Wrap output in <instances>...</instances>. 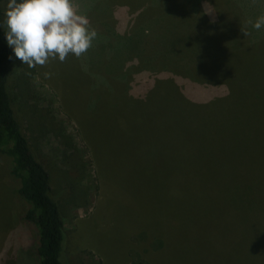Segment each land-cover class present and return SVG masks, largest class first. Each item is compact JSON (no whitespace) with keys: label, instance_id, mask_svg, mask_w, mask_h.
<instances>
[{"label":"rangeland","instance_id":"1","mask_svg":"<svg viewBox=\"0 0 264 264\" xmlns=\"http://www.w3.org/2000/svg\"><path fill=\"white\" fill-rule=\"evenodd\" d=\"M72 3L97 32L92 46L34 68L12 49L9 83L51 178L67 264H252L264 118L249 65L264 79V26L248 21L264 0ZM10 169L0 159V264H38Z\"/></svg>","mask_w":264,"mask_h":264},{"label":"trees","instance_id":"2","mask_svg":"<svg viewBox=\"0 0 264 264\" xmlns=\"http://www.w3.org/2000/svg\"><path fill=\"white\" fill-rule=\"evenodd\" d=\"M4 1L0 0V25L3 24L1 5ZM253 50L257 55L254 47ZM257 56L255 58L257 62L258 58L261 60L264 57ZM12 64V48L8 46L4 28L0 27V159H7L11 165L9 178L15 188L8 187L9 196L22 201L26 209L21 219L36 230L37 242L32 251L38 259V264H67L65 260L66 229L59 204L53 197L51 178L44 165L32 151L29 140L24 135L13 109L9 92ZM259 74L261 73L255 71L250 73L251 79L255 81L252 83L256 91L262 94L258 107L259 118H264V79L260 78ZM135 95L137 96V93ZM254 99L256 100V95ZM153 102L151 97L149 103ZM221 104V106H225V103ZM249 120L248 118V122ZM242 237L244 235H241ZM158 243L162 248L163 241L158 239ZM240 244L243 245L242 239ZM248 250L252 255V264H264L263 232L254 236ZM132 264L146 263L144 260H140Z\"/></svg>","mask_w":264,"mask_h":264},{"label":"clouds","instance_id":"3","mask_svg":"<svg viewBox=\"0 0 264 264\" xmlns=\"http://www.w3.org/2000/svg\"><path fill=\"white\" fill-rule=\"evenodd\" d=\"M210 7L205 3L206 13H211L207 11ZM248 23L260 30L264 26V15L254 24ZM0 27L5 28L8 46L15 57L29 68L45 66L57 57L64 62L69 54L79 58L97 37L88 18L78 13L72 0H9ZM44 76L50 78L51 73L45 72Z\"/></svg>","mask_w":264,"mask_h":264},{"label":"crops","instance_id":"4","mask_svg":"<svg viewBox=\"0 0 264 264\" xmlns=\"http://www.w3.org/2000/svg\"><path fill=\"white\" fill-rule=\"evenodd\" d=\"M262 56H264V55H262ZM257 57H258V56H257ZM258 59H259V61L263 62V63L258 62V64H259L261 67L264 68V59H263V58H262L261 60H260V58H258ZM258 59H257V60H258ZM253 66H254L253 64L249 65V72H250V73H252V72L255 71V67H253Z\"/></svg>","mask_w":264,"mask_h":264}]
</instances>
